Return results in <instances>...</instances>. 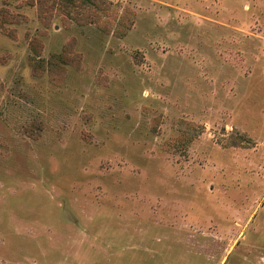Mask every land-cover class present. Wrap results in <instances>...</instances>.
<instances>
[{
	"label": "rangeland",
	"instance_id": "1",
	"mask_svg": "<svg viewBox=\"0 0 264 264\" xmlns=\"http://www.w3.org/2000/svg\"><path fill=\"white\" fill-rule=\"evenodd\" d=\"M0 264H264V0H0Z\"/></svg>",
	"mask_w": 264,
	"mask_h": 264
},
{
	"label": "trees",
	"instance_id": "2",
	"mask_svg": "<svg viewBox=\"0 0 264 264\" xmlns=\"http://www.w3.org/2000/svg\"><path fill=\"white\" fill-rule=\"evenodd\" d=\"M238 139H240V141H243V142H250L249 138L245 135H239L238 136Z\"/></svg>",
	"mask_w": 264,
	"mask_h": 264
}]
</instances>
